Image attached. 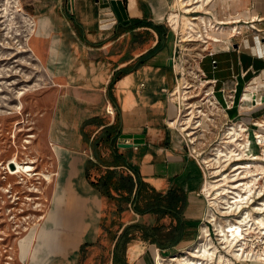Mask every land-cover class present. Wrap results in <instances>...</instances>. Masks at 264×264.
Masks as SVG:
<instances>
[{
  "label": "crops",
  "instance_id": "1",
  "mask_svg": "<svg viewBox=\"0 0 264 264\" xmlns=\"http://www.w3.org/2000/svg\"><path fill=\"white\" fill-rule=\"evenodd\" d=\"M27 3L33 14L29 16L33 24L29 51L38 64L39 79L49 85L40 94L44 139L35 143V150L52 173L49 207L39 218L43 219L40 226L50 228L52 242H46L35 258L27 253L20 259L16 249V263L78 264L84 247H88L87 253L95 242H102L107 199L90 180L106 168L129 174L135 168L141 179L161 194L175 187L182 189L185 205L181 219L186 233L168 250H184L193 244L189 241L207 212L201 192L203 167L187 151L186 139L173 125L184 83L178 71L191 67L197 75L194 80L205 83L208 93L197 99L198 106L215 125L236 120L247 124L249 131L264 132V0H207L201 9L194 6L199 9L195 22L189 15L177 14L176 24L169 18L174 14V0H123L127 21L116 19L106 27L99 23L101 7L96 0ZM183 16L190 17L192 24H186ZM202 22L208 23L206 34L215 40L202 48L198 42L175 41L172 27L180 29L183 39L195 23ZM211 24H217V29ZM232 25L240 26L241 34L227 46L224 41ZM177 45L180 62L174 56ZM206 49L214 55H204ZM206 103L211 107L203 106ZM89 118L97 120L83 126ZM117 122L114 141L101 147L100 155L109 164L114 163V155H120V165L99 164L87 177L85 164L94 160L90 140ZM83 131L88 138L83 137ZM120 133H144L143 142L119 147L118 142L131 141L120 138ZM132 205L122 203L123 209H116L121 218L112 229L105 264H112L116 238L127 224L155 222L154 214H139ZM158 222L168 230L176 219L165 214ZM168 254L136 230L125 245L124 260L125 264H158L157 255Z\"/></svg>",
  "mask_w": 264,
  "mask_h": 264
},
{
  "label": "rangeland",
  "instance_id": "2",
  "mask_svg": "<svg viewBox=\"0 0 264 264\" xmlns=\"http://www.w3.org/2000/svg\"><path fill=\"white\" fill-rule=\"evenodd\" d=\"M27 1L18 0L20 8L29 16H33L32 8ZM12 4L14 3L11 0H0V8L6 7L5 16L0 18V21L4 20L0 23V27H6L5 29L0 28V264H17L16 242L18 238L24 236L30 226L35 225L38 228L41 225L43 219L39 218L49 207L48 192L51 183H47V180L52 179V173L49 172L51 170L42 164L43 156L35 150V143L44 139L42 128L44 119L39 120L40 94L49 88V85L46 81L42 82L39 79L38 64L35 60H32L29 51L28 38L33 25L32 19L21 18L20 14L13 11ZM4 31H7V35ZM16 39L22 43L24 50L21 54L13 55V52L16 51L15 42L13 41ZM6 41H9V47L6 46ZM186 79L185 76L184 80ZM19 90H23V93L18 97L17 92ZM195 91L192 90L190 92L191 97L186 99L185 97L182 99V93L181 96H178L179 109L173 117L175 119L173 125L180 130L183 138L187 141L189 149H193V154L200 161L204 170V182L209 181V184H213L212 186L206 185L207 190H201L203 196H206L207 201L214 205L217 210L226 211L228 205L231 204L230 201H233V199H230L233 194L223 195L225 196L223 200L218 196L221 186L227 187L230 183L228 179L229 174H231L230 165L235 161L252 160L242 156L240 159H232L229 163H224L223 166L213 164V167L212 164H207L203 160L205 157H210L208 156L209 153H212L216 144H219L222 140L225 128L236 120H229L221 126L215 125V122L210 120V116L204 115L206 111L201 110L202 107L198 106L200 103L197 101L198 96L194 95ZM185 102L186 104H184ZM203 106L207 109L211 107L208 103ZM47 109L48 102L44 103L43 111L45 114ZM39 125L41 128H39ZM251 127L248 126V128ZM249 135V141H251L252 134ZM25 138L29 139L28 143L25 142ZM251 146L252 152L259 157V160L257 158L254 163L264 162L260 147L253 145V143ZM14 153H18V156ZM13 158L15 162H13ZM8 160L7 170L5 168ZM22 160H32L33 162L22 163ZM10 164H12V167ZM15 164L19 169H16ZM250 167L254 168L253 165ZM260 176V179L256 180V186H264V173ZM9 184L13 187L10 188V191H12L10 194H13L10 197H8L9 192L6 191ZM32 187L37 188L38 193L36 192L33 195L30 193L31 191H27V188ZM14 192L16 193L14 194ZM255 196L256 194H253L247 202L241 204L246 205L245 210H251L256 203H260L264 199V191L262 196L256 197L257 199H254ZM12 197H14L13 201H11ZM219 199L221 200L220 203H218ZM251 199L252 201H250ZM211 206H208V210L212 216L207 215V217L209 219L213 218V222L216 221V224L224 227L225 221L220 222L215 218V214L210 209ZM20 208H24L23 211H20ZM116 209L117 201L107 200L103 211L105 217L102 220L99 238L102 242H95L87 253L85 251L88 250V247H84L79 253L78 264L106 263L107 253L111 247L112 229L121 218V213L116 212ZM198 235L199 227L189 242H196ZM211 238L215 242L216 238L212 234ZM211 238L209 237V239ZM168 253H173V250H167Z\"/></svg>",
  "mask_w": 264,
  "mask_h": 264
},
{
  "label": "bare ground",
  "instance_id": "3",
  "mask_svg": "<svg viewBox=\"0 0 264 264\" xmlns=\"http://www.w3.org/2000/svg\"><path fill=\"white\" fill-rule=\"evenodd\" d=\"M11 1L14 3L12 4V7H14L13 11L20 14L21 18H26V19L30 18L27 13L21 10L18 0H11ZM178 3H179V6L182 7L183 9L188 4V2L184 0H179ZM190 3H192V1ZM5 13H6V7L3 6L0 8V18L4 17ZM177 16H178L177 14H170L169 18L173 20L174 23L176 24ZM182 18H184V22L186 24H192V22L190 21V17L183 16ZM3 21L4 20L0 21V23ZM0 28L5 29L6 27H0ZM4 33H6L7 35V31H4ZM13 42H15L14 45L16 49V51L14 50L15 52H13L14 53L13 55L21 54V52H23L24 50L22 43H20V41L18 42L17 39L14 40ZM6 46L9 47V41H6ZM184 89L185 87L182 84L181 86V93L183 96L182 99L185 97ZM22 93H23V90H19L17 92V96L18 97L21 96ZM184 104H186V102ZM182 128L185 129L184 127ZM250 133L252 134L251 141H249L250 137H248ZM25 142L28 143L29 139L25 138ZM252 143L253 145L255 144L260 147L261 149L260 151L262 152L261 157H262V160H264V132L249 131L243 123H241L240 121H236L235 123H232L225 128V131L223 132L222 140L219 142V144H216V146L213 148V152L209 153L208 156L210 157L208 158L205 157L203 159L205 162H207V164H212V167H213V164H215V166L217 165L223 166L224 163H229L230 160L232 159H240V157L242 156H246V158H249L250 160H252V161H245V162L235 161L233 164L230 165L231 174H229V178H228L230 183L227 185V187L223 185L221 186L222 188L220 189L219 196H218V198L223 200L225 198V196L223 195L232 193L233 197L231 196L232 198H230V199H233V201L232 200L230 201L232 205L229 204L228 205L229 207L227 208V210L226 211L222 210V211H224L225 213L238 211L239 215L235 217L234 220L225 219L226 221L225 226L222 227L216 224L215 223L216 221L213 222L214 221L213 218L209 219L207 217V215L212 216L209 210H207L206 218L209 220H212L213 225L215 224L214 230H215V236H216L217 242H228L229 244L234 243V242H243L244 241L243 234L245 232V230L243 229L246 228L247 224L250 227L251 226L254 227L256 230H258V232L264 233V213H263L264 212V199H262L260 203H256L253 209H251V210L256 211V213L254 214L251 212V210L244 209L246 205H241L242 203L247 202V200L250 199L249 197H252L253 194H256L255 197L262 196L263 191H264V186L255 185L256 180H258V178L260 179L261 177L260 175L264 173V162L254 163V161L257 158L259 160V157L258 155H255L252 152L253 150L251 146ZM17 154L14 153V155L18 156ZM13 162H15L14 158H13ZM27 162H33V161L32 160H26V161L22 160V163H27ZM251 165L254 166L253 169L250 167ZM15 166H16V169H19L17 164H15ZM50 182L51 180L48 179L47 183H50ZM209 183H210L209 181L208 182L205 181L203 183L202 189L207 190L208 188L206 187V185H210V186L213 185ZM32 189L37 191V188L35 187H32ZM220 194H222V196H220ZM220 199L218 203L221 202ZM250 201H252V199ZM49 212H51V210ZM207 235L208 233H206L205 226L203 225L201 227V235L198 237L196 241V242H202V243H199L196 246L197 249L190 250L191 255H188V256H196L197 258L204 259V261L212 258V250H210V248L208 247L209 244L207 242H210V241L214 242V241L209 239ZM51 239H52V232L48 226L46 227H44V225L40 226L38 230H36L34 226H31L29 231L21 238H18L16 242L19 258L20 259L24 258L27 253H29L31 258H35L39 249L43 247V245L46 244V242H52ZM176 260L184 264H203V261L197 262V260L194 259L193 257H183V256L176 257ZM218 261H220V258L218 259Z\"/></svg>",
  "mask_w": 264,
  "mask_h": 264
},
{
  "label": "trees",
  "instance_id": "4",
  "mask_svg": "<svg viewBox=\"0 0 264 264\" xmlns=\"http://www.w3.org/2000/svg\"><path fill=\"white\" fill-rule=\"evenodd\" d=\"M112 81V80H111ZM110 88V83H109ZM97 118H89L83 122H96ZM118 122L105 126L101 132L90 140L94 160H87L85 174L89 177L91 168H98V165H120V155L113 156V164L100 155V148L111 143L115 139ZM83 137L88 138L83 131ZM133 174L123 173L117 168H106L90 184L101 196L107 200L117 201V211L123 209L122 203L133 204L135 212L139 214L150 213L155 215V222H134L127 224L117 236L112 250V264H125L124 249L126 243L138 230L144 240L155 243L161 249H171L179 243V240L186 233L184 221L181 219V212L185 205L184 193L180 188H171L165 194L157 192L154 188L144 182L137 169L132 168ZM115 193V194H114ZM165 214L176 219V223L168 230L158 220ZM114 238V236H113Z\"/></svg>",
  "mask_w": 264,
  "mask_h": 264
},
{
  "label": "built area",
  "instance_id": "5",
  "mask_svg": "<svg viewBox=\"0 0 264 264\" xmlns=\"http://www.w3.org/2000/svg\"><path fill=\"white\" fill-rule=\"evenodd\" d=\"M96 1L99 2L98 0H96ZM100 1L104 2L107 0H100ZM121 1H123V0H121ZM174 1H175V6L172 7V11H173L172 13L178 14V15L180 13L188 14L191 17V19L195 22V15L194 14H195V12H198L199 9H201L202 7H200L199 9H196V7L194 8V5H200L201 6L207 0H191L192 3H190L191 1H189V0H184V1L188 2V4L185 6L184 9L179 6V3H178L179 0H174ZM187 9H189V10H187ZM99 23L102 27L108 26V24H106V23H101L100 19H99ZM216 25L211 24V26L210 25L209 26L214 28V29H217L218 26H216ZM172 28L174 30L175 41L179 42V43L180 42H198L199 47L202 48V47H204V44H206L207 41L215 40V38L210 37L209 35L206 34V32H207L206 30L208 28V23H206V25H205L202 22L201 25H198V26H197V23H195L194 28L191 29L190 31H187L186 37L183 39H181L180 29L174 28V27H172ZM240 34H241L240 26L232 25L229 29V34H228L229 37L226 41H224V43L227 46H230V42L232 41V38L234 36L240 35ZM179 52H180L179 47L177 45V50L174 53L176 62H180ZM204 55L212 56V55H214V51H212L211 49H208V50L206 49V53ZM203 56H201V57H203ZM210 61H211V63H215V59H211ZM178 76L180 78L182 76L185 78V76H186V78H187L186 80H184V83H183V85L185 87V89H184L185 99L187 97H191L190 92L192 90H196L194 92V95L198 96L199 99H202V96H204L208 93V91H206V87H204L205 83H202L201 80H199V78H197V81L194 80V77H197V75L193 72L191 67H187L185 72L184 71H181V72L178 71ZM197 89H199V90H197ZM201 89H202V91H201ZM200 93H201V96L198 95ZM109 112H111V111H109ZM187 151L191 155L193 154V149L192 150L189 149L188 146H187ZM8 163H9V160L6 162V168L5 169H7ZM8 186H9V188L8 187L7 188L5 187V188L7 189L6 191L9 192L8 197H10L11 195H13V194H10V192H12V191H10V188H13V187L10 184ZM27 189H28L27 191H31L30 193L33 195L37 192L36 190H34L32 188H27ZM15 193L16 192H14V194ZM204 197L206 200V212H207V210L209 209L208 206H211L212 204H210V202L207 201L206 196H204ZM255 198L256 197H254V199ZM13 200H14V197L11 198V201H13ZM23 209L20 208V211H23ZM210 209L215 214V218L220 222L225 221V219L234 220V218L239 215L238 211L237 212H229V213H225L224 211H219L215 208L214 205H212ZM251 212L253 214L256 213V211H254V210H251ZM225 223H226V221H225ZM203 225L207 229V233H208L207 236L211 238V234H212L214 236V238H216L213 222H212V220H209L206 218V213H205L202 221L200 222L199 235L197 236V239L201 235V226H203ZM243 230H245V232L243 234V237H244L243 242H234V243L229 244L228 242H217V239H215V242H207L209 244L208 247L210 248V250H212V258L211 259L204 261V259L197 258L196 256H188V255H191L190 250L197 249L196 246L199 243H202V242H194L193 244H191L190 246H188L187 248H185L184 250H182L180 252H174V253H171L168 255H161V256L157 255L158 264H184V263H181L178 260H176V257H182V256L183 257H193L194 259L197 260V262L203 261V264H264V233L258 232V230H256L252 226L250 227L248 224L246 225V228ZM219 255H220V257H219ZM219 258H220V261H218Z\"/></svg>",
  "mask_w": 264,
  "mask_h": 264
},
{
  "label": "water",
  "instance_id": "6",
  "mask_svg": "<svg viewBox=\"0 0 264 264\" xmlns=\"http://www.w3.org/2000/svg\"><path fill=\"white\" fill-rule=\"evenodd\" d=\"M99 1L100 8V22L106 23L108 26H112L115 23V19L119 21H127L125 13V6L121 0H107ZM119 137L122 139H131L130 142H118L117 146L125 148L131 147L137 143L143 142L144 133H120ZM12 167V164H10Z\"/></svg>",
  "mask_w": 264,
  "mask_h": 264
}]
</instances>
